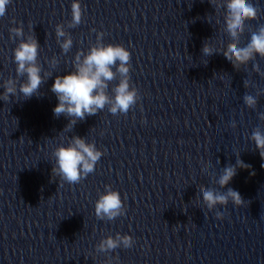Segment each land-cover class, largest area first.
Instances as JSON below:
<instances>
[{
    "label": "clouds",
    "instance_id": "clouds-1",
    "mask_svg": "<svg viewBox=\"0 0 264 264\" xmlns=\"http://www.w3.org/2000/svg\"><path fill=\"white\" fill-rule=\"evenodd\" d=\"M10 3L11 0H0V17L6 14V8ZM210 3L216 9L226 8L223 31L230 36L231 42L225 49L217 50L205 41L202 54L209 57L220 51L235 69L246 66L257 55L264 58V25L251 33L250 41L246 46H239L240 37L245 32L246 21L257 19L258 9L249 0H210ZM71 16L72 19L67 24L68 28H75L81 24L83 10L80 0H73ZM9 31L14 37L24 36L22 25L13 27ZM55 34L62 51L67 53L73 45L71 35L65 31L63 24L56 25ZM103 35L102 32L97 34V43L92 45L86 54L78 51L74 58L73 71L63 76L57 75L51 86V92L58 100V104L53 109L54 116L64 115L69 119L64 130L72 129L77 121H83L86 116L96 115L106 106L113 115L127 114L139 100L138 90L130 86L131 53L121 44H103ZM39 48L37 39L29 36L26 40L21 39L14 49L17 78L26 76V80L19 84V93L24 100L39 96L41 94L39 89L45 83V78L41 75L42 67L38 62ZM48 63L55 67L58 64L57 57L53 56ZM253 69L257 73L260 72L258 64H253ZM117 74L120 80L112 89L114 96H110L107 92L109 82L116 79ZM45 75L50 77L52 74L45 73ZM247 86L248 83L245 81V87ZM2 87L4 91L0 93V100L8 102L10 96L17 94V79L8 78ZM244 103L249 108H255L257 99L253 95L245 94ZM261 118L264 119V114H261ZM232 126L234 127L235 124L233 123ZM251 140L254 141L261 158H264V133L259 129L253 131ZM52 155L56 160L52 167L53 177H58L61 184L63 182L78 184L95 171V166L103 153L94 143L86 142V139L80 136H73L67 146L63 144L57 146ZM249 167L251 166L237 159L235 165L229 164L223 168L216 183L221 188H225L237 174V168ZM206 169L207 165L202 170ZM199 191L209 211L215 209L217 205H227L229 201L235 206H241L245 201L241 194L231 187L220 192L201 185ZM125 214L126 207L120 193L113 190L110 185H106L105 192L100 194L95 202V216L99 220L112 221ZM216 218L223 219V214L217 212ZM133 244L134 239L131 235L117 233L115 237L109 235L101 239L96 245V250L103 253L121 246L130 248Z\"/></svg>",
    "mask_w": 264,
    "mask_h": 264
}]
</instances>
